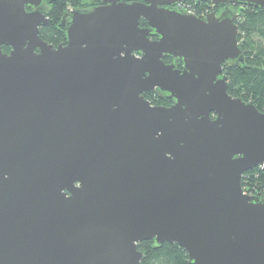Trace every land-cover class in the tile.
<instances>
[{"label": "water", "instance_id": "water-1", "mask_svg": "<svg viewBox=\"0 0 264 264\" xmlns=\"http://www.w3.org/2000/svg\"><path fill=\"white\" fill-rule=\"evenodd\" d=\"M128 1L68 9L56 46L44 0H0V264H142L145 240L264 264V194L242 186L264 112L223 73L244 61L234 6L264 0Z\"/></svg>", "mask_w": 264, "mask_h": 264}, {"label": "trees", "instance_id": "trees-1", "mask_svg": "<svg viewBox=\"0 0 264 264\" xmlns=\"http://www.w3.org/2000/svg\"><path fill=\"white\" fill-rule=\"evenodd\" d=\"M80 0H47L49 23L40 28V36L54 45L65 42L66 26L63 17L70 8L78 6ZM200 14L211 4L209 0L191 2ZM222 8V6H217ZM239 12L238 41L244 52V61L239 65L224 68L228 92L245 101H252L264 112V9L248 5L234 6ZM5 51L9 47L4 46ZM242 186L249 194H264V167L247 170L242 176ZM144 257L142 264H191L186 251L176 243L165 242L154 247L153 240L138 244Z\"/></svg>", "mask_w": 264, "mask_h": 264}, {"label": "flooded vegetation", "instance_id": "flooded-vegetation-1", "mask_svg": "<svg viewBox=\"0 0 264 264\" xmlns=\"http://www.w3.org/2000/svg\"><path fill=\"white\" fill-rule=\"evenodd\" d=\"M103 1L104 0H80L78 6H76V7L77 8H82V9H92V8H94L96 6L102 5ZM132 1L133 0H130V1H128V3H131ZM138 1H141V0H138ZM197 1H200V0H186L184 3H182L179 6V8H181L182 10L188 11V12L196 13L197 9H196V7H194L192 5L191 2H197ZM44 5H45V8H46L45 14L49 18V16H48L49 9H48V5H47V0H44ZM221 10H222V8L217 7V5H214V4L211 3V4H209V6L206 8V10L204 12H202L200 14H197V13L196 14L197 15H207V14H210L212 12H215L216 14H219ZM27 11H32V8L27 7ZM49 20H50V18H49ZM140 26L141 27H150L149 24L146 21H144V20H141ZM41 27H44V26H41ZM150 39L151 40H157L158 36L157 35H151ZM163 60H164L165 63L169 64V63H172L174 59L172 57L165 56L163 58ZM182 67H183L182 61L179 60L178 68H182ZM223 73H224V71H223ZM143 96L152 105L169 106V105H171L173 103V101L171 99L165 98V97H160L153 90L144 92Z\"/></svg>", "mask_w": 264, "mask_h": 264}]
</instances>
